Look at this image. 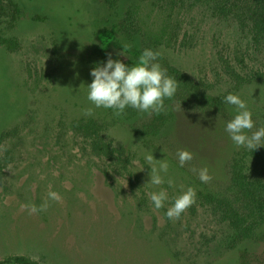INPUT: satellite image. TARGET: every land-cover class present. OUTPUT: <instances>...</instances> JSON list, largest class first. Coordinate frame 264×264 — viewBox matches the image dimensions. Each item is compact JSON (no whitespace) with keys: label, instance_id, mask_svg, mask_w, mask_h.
Wrapping results in <instances>:
<instances>
[{"label":"trees","instance_id":"1","mask_svg":"<svg viewBox=\"0 0 264 264\" xmlns=\"http://www.w3.org/2000/svg\"><path fill=\"white\" fill-rule=\"evenodd\" d=\"M98 1L100 12L92 10L87 2L71 0L72 7L60 15L62 26H51L50 45L55 58L47 88L69 106L72 116L77 114L75 118L71 116V125L82 134L88 150L100 159L102 173L115 181L114 200L141 228L156 233L172 264H185L187 258H181L182 251L171 245L165 232L187 227L197 209L205 210L214 221L222 250L220 258L205 264H264V146L250 151L234 144L225 129L237 109L224 99L229 93L238 95L252 113V131L264 127V0H148V5L157 10V25L142 20L132 0ZM19 3L20 0H0L3 51L18 47L16 32L26 21ZM48 19L54 20L49 15ZM206 19L233 22L238 31L246 34L248 45L261 54L258 62L248 65L235 54L219 55L218 72L223 78L216 83L195 78L178 67L168 51L192 44L198 24ZM182 26L190 31L185 29L180 39ZM144 49L161 53L154 62L178 82L175 95L164 100L166 111L149 115L126 107L125 114L117 117L113 109L95 108L87 99V86L93 80L91 70L102 66L109 57L135 65ZM122 52L124 55H120ZM0 86L8 90L3 94L6 108L0 109L1 137L7 124L22 114L25 99L10 70L0 71ZM250 86L260 88L261 106L246 98L244 92ZM89 107L94 113L86 116L83 110ZM201 120L209 126L200 127ZM180 149L193 153V159L183 167L177 156ZM148 152L169 164L168 173H161L165 183L159 186L147 183L152 168L145 160ZM203 167L212 176L209 183L198 178V170ZM169 178L174 181L172 186L167 183ZM125 181L128 188L123 187ZM189 187L195 189V203L172 228L166 211ZM162 189L168 199L164 207L156 210L148 194ZM145 215L151 221H146ZM158 215L164 216L163 224H158ZM197 260L193 264H202ZM9 262L37 264L22 255H10L0 264Z\"/></svg>","mask_w":264,"mask_h":264},{"label":"rangeland","instance_id":"2","mask_svg":"<svg viewBox=\"0 0 264 264\" xmlns=\"http://www.w3.org/2000/svg\"><path fill=\"white\" fill-rule=\"evenodd\" d=\"M73 1L87 2L92 10L101 11L98 0ZM20 2L26 21L16 32L18 47L11 52L0 47V71H11L25 99L22 114L7 124L0 137V261L22 255L37 264H172L156 233L141 228L114 200L115 181L102 173L100 159L88 150L82 134L71 125L77 114L72 116L69 106L47 88L55 58L50 45L51 26H62L60 15L72 7L71 0ZM131 2L142 20L157 25V10L148 5V0ZM48 15L54 20H47ZM188 28L182 26L180 39ZM193 35L192 44L168 53L178 67L195 78L221 81L219 55L235 54L248 65L261 57L231 21L206 19ZM4 92L7 88L0 86L2 110L6 108ZM244 94L261 106L258 86H250ZM208 126L201 120L200 127ZM49 191L58 193L61 200L49 199ZM45 201L46 211L30 215L21 209L22 204L39 208ZM146 215L145 220L151 221ZM156 217L158 224H163L164 216ZM177 221L170 220L172 228ZM215 226L205 210L197 209L187 227L169 230L164 237L182 251L181 258H187L185 264L197 259L205 264L222 255Z\"/></svg>","mask_w":264,"mask_h":264},{"label":"clouds","instance_id":"3","mask_svg":"<svg viewBox=\"0 0 264 264\" xmlns=\"http://www.w3.org/2000/svg\"><path fill=\"white\" fill-rule=\"evenodd\" d=\"M124 47L127 48L130 45ZM120 55H124V52ZM160 55L159 52L144 49L138 58V63L132 66L109 57L102 66L98 65L90 72L93 80L87 86L88 101L95 108L113 109L114 115L117 117L125 114L126 107L149 115L165 112L164 100L165 98L171 99L175 95L178 82L175 78L168 76L167 70L163 69L159 63L154 62ZM224 99L226 103L234 105L237 109V114L227 122L225 129L234 144L238 148L243 146L250 151L264 146V127L252 131L255 122L246 102L238 95L231 93ZM83 111L86 116H91L94 113L92 107L85 108ZM249 132L251 135L248 134ZM177 156L181 167L193 159V153L186 149L178 150ZM145 160L152 166L150 180L147 183L153 186L165 183L161 173H168L167 160L154 159L151 152L145 154ZM193 171L197 170L193 169ZM198 178L202 183H209L212 180L207 167L198 170ZM167 183L172 186L174 181L169 178ZM123 187H126V181ZM148 195L156 210L164 207V202L168 199V194L163 189L158 192H150ZM48 198L57 202L61 200L60 195L53 191H49ZM195 198V189L187 188L175 198L172 206L167 209L168 219H179L181 214L195 203ZM47 207V201L39 208L35 204L21 205V209L28 211L30 215L46 211Z\"/></svg>","mask_w":264,"mask_h":264}]
</instances>
